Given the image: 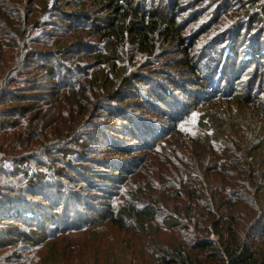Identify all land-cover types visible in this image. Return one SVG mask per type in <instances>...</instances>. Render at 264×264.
I'll return each mask as SVG.
<instances>
[{
    "label": "trees",
    "instance_id": "trees-1",
    "mask_svg": "<svg viewBox=\"0 0 264 264\" xmlns=\"http://www.w3.org/2000/svg\"><path fill=\"white\" fill-rule=\"evenodd\" d=\"M152 1L143 0L144 7L142 0H0V264H264V125L247 101L238 100L234 109L244 106L239 110L247 126L236 123L229 138L224 132L211 136L213 121L206 139L190 134L182 125L191 124L188 111L167 140L115 165L116 179L96 169L71 177L87 160L82 133L101 124L100 111L119 99L127 74L139 76V60H152L162 43L184 39L183 0ZM242 2L246 19L264 26V0ZM55 27L60 34L51 32ZM80 57L104 69L93 66L89 83L80 88L53 83L66 79L48 65H64L76 82L85 78L79 67L90 65ZM185 58L195 71L192 58L187 53ZM257 81L255 76L250 94ZM103 126L98 140L105 136ZM186 137L197 169L180 155ZM63 179L95 183L105 194L104 211L84 215L87 221L82 215L50 225L47 214L39 213V200L60 212L51 188H59L63 202L67 193L61 190L68 187ZM98 179L109 180L101 188Z\"/></svg>",
    "mask_w": 264,
    "mask_h": 264
},
{
    "label": "rangeland",
    "instance_id": "rangeland-1",
    "mask_svg": "<svg viewBox=\"0 0 264 264\" xmlns=\"http://www.w3.org/2000/svg\"><path fill=\"white\" fill-rule=\"evenodd\" d=\"M159 1L153 0L152 2L157 4ZM171 1L164 0V3L166 5ZM242 1H182L181 8L185 13L180 12L182 18L180 17L179 24L184 39L175 43H162L160 50L151 58L152 60L148 62L144 58L139 60L136 67L137 70L139 69V76L133 73L129 76L127 74L129 83L123 86L118 96L119 99L117 101L110 99L104 108L111 109L103 108L100 111V121L94 120L101 124H96L92 129L88 128L82 133L83 140L87 144V149L82 154L86 155L87 160L81 162L82 166L77 170L78 174H71V177L81 179L79 175L96 169V171L103 170L108 175H114L113 177L116 179L117 173L112 171L115 165L132 158L143 157L147 153L146 150L167 140L169 133L179 128L180 117H183L188 111L191 124L188 122V124L182 125L187 126L186 131H190V134L202 135L205 139L208 134L207 129L212 121V130L209 133L211 136L219 138L218 133L222 132L225 133V137L229 138L230 134L227 132H236L238 130L236 123L241 124V120H243L244 128L247 126V118L240 113L244 106H238L237 111H234L235 103L240 99L242 100L240 104H245L246 101L249 103L250 109L257 117H260L257 120L258 124L264 125V26L246 19L245 14L248 6ZM142 3H144V7L147 6L143 0ZM99 16L103 15L99 14ZM104 18L102 17V19ZM52 21L58 20L52 19ZM246 21H249L247 25ZM96 22L100 23L99 19ZM58 25L59 22L56 27ZM60 25L64 27V25ZM56 27L51 32L60 34ZM185 53L192 58L191 63L194 61V66H197L195 71L194 68H189ZM82 57L79 58V61L83 59ZM67 59H72V56H67ZM85 59L87 60L81 61V64L90 66H86L85 70L79 67V72L83 71L85 78H90L84 82H82L84 77L76 82L72 73L63 72L64 65L47 64L50 69L56 68V72L62 73V77L66 79L65 82H61L56 77L52 80L53 83H57V86L68 83L70 87L76 88H80L84 83H89L96 70L93 69V66L99 70H103L104 67L101 63L91 65L93 58ZM124 60L128 59L124 58ZM116 62L121 65L123 60ZM132 67L133 64H129L127 68L131 69ZM107 68L110 70V66ZM56 74L59 76L58 73ZM255 76L258 77V81L254 91L250 94L249 88L251 89L253 86ZM31 77L38 80L40 76L32 75ZM49 85L51 84L48 80L42 82L44 88L42 93L47 94ZM241 92L242 96H240ZM185 109L188 110L184 112ZM206 109H209L210 114L213 115L211 118L208 117L209 113ZM181 110L183 113L180 114ZM115 115H119L121 119H128L130 122H119ZM224 115H228L230 120H226ZM235 118L237 121L234 120ZM103 124L108 125L110 129H105ZM101 126H103L102 131L105 132V136L98 140V131ZM217 128H219V132H215ZM91 131L95 135L90 137L88 133ZM184 141L185 146L180 151V155L185 153L187 161L191 164L190 169H197L193 152L190 149L192 141L189 137L184 138ZM224 142L232 141L224 139ZM113 143L116 145H112ZM70 145L74 146L76 143L73 142ZM231 150L233 149L231 148ZM154 163L161 167V162L158 160ZM126 168L131 171L136 170L129 165H126ZM184 169L189 171L188 168ZM66 179L62 181L68 184L69 181ZM108 180L98 179V185H101L102 188L107 185ZM77 182L78 184L70 183L67 185L69 188L65 187L61 190L67 193L63 202L60 201V197H57L59 188H51V192L54 194L52 200L57 201V207H62L58 213L67 214L64 217L59 218L56 210H49L48 206L50 208L51 206L45 198L39 200L41 202V206L38 208L40 209L39 213L42 216L47 214L50 225L63 226L68 218H78L82 215L83 219L87 221L88 217L84 215H90L89 218H91L99 211H104L106 198L100 195L105 194L95 188L96 184ZM109 184L116 185L113 181H110ZM146 186L150 187V184L146 183ZM122 188L120 187L119 190ZM113 190V194L117 196L116 192L119 190ZM57 207L54 206L52 209ZM84 240L86 239L82 241L85 242Z\"/></svg>",
    "mask_w": 264,
    "mask_h": 264
}]
</instances>
